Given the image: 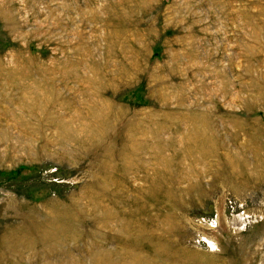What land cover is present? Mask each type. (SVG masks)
I'll return each mask as SVG.
<instances>
[{
  "label": "rangeland",
  "instance_id": "rangeland-1",
  "mask_svg": "<svg viewBox=\"0 0 264 264\" xmlns=\"http://www.w3.org/2000/svg\"><path fill=\"white\" fill-rule=\"evenodd\" d=\"M0 264H264V0H0Z\"/></svg>",
  "mask_w": 264,
  "mask_h": 264
}]
</instances>
